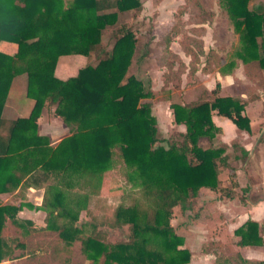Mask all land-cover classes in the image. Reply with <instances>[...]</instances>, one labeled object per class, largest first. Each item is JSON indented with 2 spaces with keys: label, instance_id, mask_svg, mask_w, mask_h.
<instances>
[{
  "label": "trees",
  "instance_id": "obj_1",
  "mask_svg": "<svg viewBox=\"0 0 264 264\" xmlns=\"http://www.w3.org/2000/svg\"><path fill=\"white\" fill-rule=\"evenodd\" d=\"M80 1L77 11L66 17L53 18L56 14L49 11L47 16L54 20L48 25L44 10L49 0H0V41L15 43L13 54L6 55L0 49V103L11 77L21 72L26 73V92L33 99L25 116L0 115V192L22 193L29 186L45 185L41 225L16 223V206L0 204V259L17 251L15 264H85L87 246L92 244L98 248L92 264H180L189 253L177 247L178 236L170 223L172 208L177 204L190 206L187 198L195 196L200 186L232 196L238 184L225 145L213 144L212 132L220 127L211 114L227 117L238 128L249 130V119L242 113L247 101L220 95L219 82L215 81L208 90L210 98L170 104L173 120L184 124L181 138L167 146L154 145L153 118L147 103L140 102L151 91L133 75L125 74L135 45L133 32L121 25L110 50L100 42L102 27L115 21L116 12L138 8L140 0ZM219 3L239 33L240 48L235 53L244 62V72L262 77L264 5L249 7L248 0ZM110 8L116 11H104ZM186 9L191 12V23H204L213 16L197 0H184L177 6L172 13L175 22L165 35L166 55L155 59L165 69L163 86L171 80L179 85L183 73L192 75L198 69L208 73L223 62L215 49L204 50L199 36L202 26H181L180 17ZM81 19L83 23L78 24ZM177 33L182 35L179 44L188 56L186 62L169 48L170 34ZM71 52L83 54V64L74 74L57 77L53 68L58 55ZM257 97L254 94L251 98ZM43 105L52 107L54 115L74 127L55 145L37 132L36 119ZM202 138L207 146L199 145ZM116 164L129 177H139L137 190L128 204H117L109 217L90 213L91 229L79 238L80 229L67 224L69 212L59 201L60 188L55 190L51 178L76 179V186L86 181L87 196H94L100 192L106 169ZM225 167L229 182L220 185L217 175ZM11 223L21 228L16 230ZM122 225H127V239L110 241L103 226ZM234 232L239 234L240 244L262 241L251 219ZM7 238L12 247L6 244ZM147 238H152V246L144 243Z\"/></svg>",
  "mask_w": 264,
  "mask_h": 264
},
{
  "label": "rangeland",
  "instance_id": "obj_2",
  "mask_svg": "<svg viewBox=\"0 0 264 264\" xmlns=\"http://www.w3.org/2000/svg\"><path fill=\"white\" fill-rule=\"evenodd\" d=\"M197 1L201 7L213 13L212 18L204 23H191L189 21L191 12L186 9L180 17L181 26L184 28L202 26L199 36L202 39L204 50L213 48L223 58L222 64L208 73L198 69L192 75L183 73L179 85H175L174 80L167 85H162V74L165 69L159 66L155 59L166 55L163 46L165 35L169 34L171 24L175 22L172 13L184 0H140L141 5L138 8L117 11L115 21L102 27L100 42L102 46L110 50L121 25L128 26L133 32L135 45L125 74L133 75L142 82L144 89L151 91V95L142 97L140 102L147 103L149 113L153 118L156 128L154 145L167 146L172 141L180 140L179 133L184 130V124L173 120L170 104L173 102L192 103L210 98L208 89L213 87L217 75L223 78V86L219 91L221 95L239 96L247 101L242 113L249 119V130L240 129L228 118L219 117L231 123L226 126V132L230 133L227 142H231L227 143L225 152L228 155L229 164L238 170V176L235 173L238 185L234 188L232 196H221L217 191L200 186L195 196L187 198L186 204L192 202L190 206L182 208L180 204H177L172 208L170 223L178 236L177 247L189 253L187 260L180 264H255L264 254V240L262 239L260 244H240L239 234L235 233L234 229L241 226L246 218L244 212L246 209L243 206L247 203L246 199L256 197L258 192L263 193L264 191L258 183V178L264 175V70L262 77L257 74L248 75L244 72V62L235 53L240 48L239 33L234 29L223 7L220 6L219 0ZM48 3V7L44 10V20L49 25L54 20L50 19L49 15L47 16L49 11L56 14L53 18L56 16L59 19L66 17L67 13L76 12V6L82 2L80 0H49ZM257 4L264 5V0H248L249 7ZM111 10L116 11L115 8L104 11ZM77 23H83V19ZM38 28L40 29L41 26ZM170 35L169 48L178 53L186 62L188 56L183 54L179 44L182 39L181 33ZM0 49L6 55L13 54L15 43L2 39ZM84 57L83 54L74 52L58 55L53 73L59 78L74 74L83 64ZM168 58L166 56L165 59ZM203 59L204 57L201 56L200 63ZM200 65L198 64V68ZM226 74L229 75L225 77ZM26 80L25 72L11 77L4 99L0 103L1 116L13 117L29 113L33 99L26 92ZM254 94H258L255 99L251 98ZM52 112V107L43 105L38 111L36 124L37 132L46 135L49 143L55 145L62 137L73 132L74 127ZM221 132V130L212 132L213 144L217 145L221 142ZM242 143L248 146V150H251L250 155H241ZM199 145L207 146L208 142L202 138L199 139ZM217 176L220 185L228 184L227 167L221 168ZM128 177L129 175L125 174L119 164L108 167L100 192L94 196H87L88 183L86 181L76 186V179L66 181L51 178V181L56 183L55 190L57 186L60 188L59 201L66 206L69 212L66 219L67 224L80 229L79 238H83L91 229L90 213L109 217L111 210L117 204L130 202V195L136 192L140 179L135 175ZM44 186L27 187L22 193L0 192V204L16 206L14 212L16 223L26 224L31 221L35 224H43L45 208L41 206V200ZM11 227L16 230L21 228L14 223H11ZM103 229L107 232L110 241L126 240L129 233L127 225L116 228L103 226ZM9 230H11L10 227ZM8 239L6 244L12 247L13 242ZM144 243L152 246L153 240L147 238ZM97 253V246L92 244L87 246L85 264H92ZM14 254L3 256L0 264H15L16 258L14 257L17 256Z\"/></svg>",
  "mask_w": 264,
  "mask_h": 264
},
{
  "label": "crops",
  "instance_id": "obj_3",
  "mask_svg": "<svg viewBox=\"0 0 264 264\" xmlns=\"http://www.w3.org/2000/svg\"><path fill=\"white\" fill-rule=\"evenodd\" d=\"M228 75L229 74H226L225 77L228 76ZM216 79H217L216 81L219 82V85H220V88H221L223 86V78H222V76L217 75ZM219 91H220V89H219ZM231 96H233V95H231ZM237 97H239V96H237ZM239 98H241V97H239ZM241 99H243V98H241ZM16 116H25V114L24 115H16ZM16 116H13V117H16ZM219 117H224V116L218 115V114H215V113L211 114L212 121L214 122L215 125L219 126L220 130L222 131L221 132V139H220L221 142H220V144H224L225 147H226L231 142V141L229 143L227 142L228 141L227 139L229 137L228 135L230 133L226 132V126L231 124V123H229L227 120H221V119H219ZM225 118H227V117H225ZM232 133H234L233 130H232ZM241 147H242L241 155H245V154L247 156L250 155L251 150H248V146L246 144L242 143ZM244 151L246 153H244ZM233 169H234V167H233ZM234 173H237L236 175L238 176V170L237 169H234ZM235 179H236V176H235ZM258 180H259L258 183H259L260 187H262L264 189V175L262 176V178H260V179L258 178ZM237 184H238V182H237ZM29 187H32V186H29ZM246 202L247 203H245L243 205L244 209H246L244 211L246 213L245 214L246 218H244V221L246 219H251V220L255 221L257 223V225H258L259 233L262 235V239L264 240V191H263V193H259L258 192V196H256V197L247 198ZM38 225H41V224H38ZM250 247H252V246H250ZM255 264H264V254H262L261 257L258 258V261H256Z\"/></svg>",
  "mask_w": 264,
  "mask_h": 264
}]
</instances>
